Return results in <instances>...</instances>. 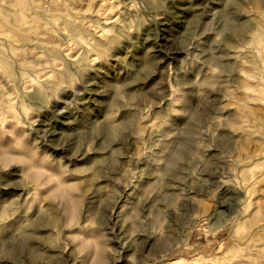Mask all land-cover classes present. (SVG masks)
<instances>
[{
	"label": "rangeland",
	"instance_id": "1",
	"mask_svg": "<svg viewBox=\"0 0 264 264\" xmlns=\"http://www.w3.org/2000/svg\"><path fill=\"white\" fill-rule=\"evenodd\" d=\"M142 2L0 0V264H264V0Z\"/></svg>",
	"mask_w": 264,
	"mask_h": 264
},
{
	"label": "bare ground",
	"instance_id": "2",
	"mask_svg": "<svg viewBox=\"0 0 264 264\" xmlns=\"http://www.w3.org/2000/svg\"><path fill=\"white\" fill-rule=\"evenodd\" d=\"M140 1H143L145 4H147L148 2H149V0H140ZM142 2V3H143ZM143 3V4H144ZM221 17H222V19L224 20V19H226L227 17H226V15H224V14H222L221 15ZM162 24L163 23H154V25H153V28L154 27H158V28H161V27H159L160 25L162 26ZM224 25L225 26H227V25H229V23H224ZM162 29V28H161ZM2 40H5L3 37H0ZM39 130H40V128H39ZM42 130V129H41ZM112 130H114V131H117V130H119V125H114V126H112ZM182 150H183V148H178V149H176V150H174L173 151V155H174V157H175V159H177L179 156H180V154H181V152H182ZM237 190V189H236ZM239 192V191H238ZM237 193V192H236ZM235 195V194H234ZM242 195V193L240 194V196ZM237 198V197H236ZM240 198V197H239ZM231 199H233V198H231ZM238 201L240 200V199H237ZM232 201V200H231ZM237 202V201H236ZM236 202H232V203H236ZM231 204V203H230ZM229 204V205H230ZM239 204V203H238ZM232 205V204H231ZM237 206V205H236ZM239 207V206H238ZM236 209H237V207H236ZM235 209V210H236ZM239 209V208H238ZM263 219V218H262ZM260 221H261V219H260ZM262 223V222H261ZM260 224H258V226H259ZM264 225V224H263ZM264 227V226H263ZM263 227L261 226H259V228H262L263 229ZM258 228V227H257ZM258 232V231H257ZM256 232V233H257ZM259 232H261V231H259ZM110 233V232H109ZM260 234H262V239H264V233H259V234H256V236L257 235H260ZM255 235V234H254ZM255 236V237H256ZM149 239V238H148ZM250 249H252V247H254V249H256V250H262V249H264V243H262V244H260V243H252L251 245H247ZM97 252H98V255H99V260H98V262H97V264H104V259H103V255H102V252H103V250H102V247L101 246H98V250H97ZM168 264H171V263H173V261L172 262H167Z\"/></svg>",
	"mask_w": 264,
	"mask_h": 264
}]
</instances>
